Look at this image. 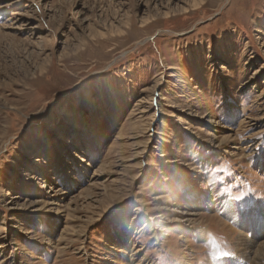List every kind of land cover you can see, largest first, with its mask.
Segmentation results:
<instances>
[{"label": "rangeland", "instance_id": "rangeland-1", "mask_svg": "<svg viewBox=\"0 0 264 264\" xmlns=\"http://www.w3.org/2000/svg\"><path fill=\"white\" fill-rule=\"evenodd\" d=\"M0 264H264V0H0Z\"/></svg>", "mask_w": 264, "mask_h": 264}, {"label": "bare ground", "instance_id": "bare-ground-1", "mask_svg": "<svg viewBox=\"0 0 264 264\" xmlns=\"http://www.w3.org/2000/svg\"><path fill=\"white\" fill-rule=\"evenodd\" d=\"M186 215H188V214H186ZM189 215H193V214H189ZM236 217V216H235ZM184 218L186 219L187 217H185L184 216ZM235 220H237V221H239L238 219H235ZM185 221H191L190 219H186ZM251 241V240H250ZM251 249V248H250ZM259 249H260V247H259ZM248 253H250V252H248ZM258 255V254H257ZM256 259V258H255ZM135 262V261H134ZM259 263V262H258Z\"/></svg>", "mask_w": 264, "mask_h": 264}]
</instances>
